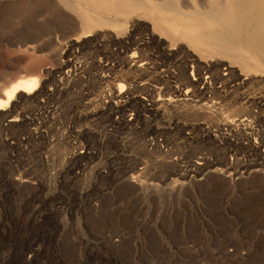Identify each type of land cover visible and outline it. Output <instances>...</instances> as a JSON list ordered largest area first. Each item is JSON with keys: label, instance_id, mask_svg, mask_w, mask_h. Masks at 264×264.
I'll use <instances>...</instances> for the list:
<instances>
[{"label": "rangeland", "instance_id": "374dc122", "mask_svg": "<svg viewBox=\"0 0 264 264\" xmlns=\"http://www.w3.org/2000/svg\"><path fill=\"white\" fill-rule=\"evenodd\" d=\"M141 1L120 19L86 0H0V90L32 75L47 81L40 97L16 98L17 106L3 111L13 109L18 121L11 127L0 116V264H264V163H254L258 155L244 149L243 138H250L239 133L241 125L233 132L225 125L245 98L264 96L262 83H238L264 72L241 71L227 56L202 53L194 30L189 34L183 25L155 26L163 14L156 5L191 12L216 0ZM83 13L103 21L82 26ZM75 24L81 32L73 36L79 40L73 51L86 67L61 85L57 71L66 57L51 52L69 50L67 31ZM160 37L183 53L165 59L156 52L149 60L155 74L178 80L184 66L197 77L198 67H222L206 80L229 87L227 99L208 92L191 109L200 110L197 117L175 105L155 116L138 100L147 95L136 92L131 125L91 121L88 114L102 101L92 64L120 50L116 41L154 44ZM225 66L233 85L222 82ZM248 102V132L256 142L264 132V105ZM200 161L203 172L196 168Z\"/></svg>", "mask_w": 264, "mask_h": 264}, {"label": "bare ground", "instance_id": "6f19581e", "mask_svg": "<svg viewBox=\"0 0 264 264\" xmlns=\"http://www.w3.org/2000/svg\"><path fill=\"white\" fill-rule=\"evenodd\" d=\"M86 1H87V5L91 7L106 9V11L107 10L112 12L114 11L115 14H117L120 17V19L121 16H123L122 14H126V15L129 14L130 7L131 8L136 6L139 7V5L143 4L141 0H86ZM216 1L213 3L209 2L207 5V9L206 8L204 10L194 9V11L191 12H186L185 10L180 9V7L179 8L176 7L175 4L174 5L167 4L164 6L156 5V8H159V10L163 14L161 17L157 18L156 21L157 23L155 24V26L160 27L162 25V22H172L171 26H172V30H174L177 26L183 25L184 28L189 29V31H186L189 34H191L190 30H194L196 34H191V38L194 42L203 45L202 47H200L202 53H206L207 55L219 54L222 56H227L233 60V63L240 64L241 71L264 72V0H221V2H216ZM80 16L82 19L80 21L82 26L84 25L93 26L99 22L101 23V20L103 21V19L94 17L90 13L89 14L83 13V15ZM118 20H115V22ZM77 26L78 24H75L73 25V27H69L68 31L65 30V32L67 31L69 33L68 37H70L69 50L62 51V47H60L62 52L60 51V48H55V50L51 52L53 56L66 57L60 63V66L57 71L61 76L60 79L61 85H67V81H69L70 78L74 76L75 72L79 70L84 71L86 67V64L85 65L79 64L80 63L78 62V60H80L79 54L73 51L74 47L76 46V44H78L79 41L76 37L73 36L78 35L81 32L79 29L80 27ZM184 35L185 33H183V36ZM186 37L189 36L186 35ZM148 41H145L144 39H138L130 42L126 40L116 41V43L119 44L121 48L120 50L107 51L106 53H104L105 54L104 58L106 60L102 59L99 61H95L92 64V69L97 71L96 76H98L99 81L101 82L102 101L100 102L101 105L99 108L97 109L93 108V110L88 114V117L91 118V121H98L102 119L103 121L105 120L106 122L109 121L111 122V125L114 124L115 126L118 127L131 125V121L133 122L132 120L133 117L128 118L127 116L129 115L127 114L129 110H131V108L134 107V104L138 99V96L135 94L136 92L145 93L147 95L143 97V100L142 99L141 100L138 99V100L143 104L144 108L147 107V110L153 111L155 116H159V115L164 116V112L167 106L175 105L176 106L175 108H179L181 106L190 107V110H188L187 114L193 117H197L200 115L198 114L199 113L198 111L200 110L194 109V111H192L191 109L197 107L198 105L197 101H199V103L200 101L202 102V100H204L205 98L204 95H207L208 92L223 97L224 101L227 99L228 92L227 89L225 88H229V87H225L224 89H222L223 85L219 84V86H216L217 84L214 83V81H212L211 83L206 80L207 78H212L213 80V74H214L213 72L219 67L218 68L213 66L212 67L207 66L201 68L198 67L197 69L198 77L196 76L195 72H193V74H191L190 76L188 74L189 72L186 70L188 67L184 66V64L188 62L186 61L183 64L184 68H182L180 72L183 78V79L179 78L182 79L181 81L175 78L176 76L175 74L174 75L168 74V78L166 77L167 79H165V75H162V73L155 74L154 70H152L153 68H151L150 66L151 63H153L149 61L150 59H152L150 58L151 56L155 55V53L157 52L165 59L167 57H172L175 55L177 57L179 53L181 52L183 53V49L175 48L172 46L170 47L169 45H167L166 41L164 43L162 37H160V41L159 40L157 42L155 41L156 43L154 44ZM149 50H151L152 52H149ZM190 52L191 51L189 50V53ZM194 54L195 53L192 54L191 52L189 58L194 56ZM164 63L166 64V62ZM154 67L156 68V66ZM192 67L194 68L195 71L194 65ZM223 70H225V73L223 74L222 78H224V80L222 82L225 83L226 81L230 80V84H232L231 82L233 81L231 79V75L228 73V68L225 66L223 67ZM237 74H239V78L242 77V73L241 75L240 73ZM236 76H237L236 80L238 81V75ZM171 77H174L176 79L175 82L174 81L172 82L170 80ZM233 77L234 76H232V78ZM263 78L264 77L258 78L254 74L252 77H247L245 79L241 78L242 79L241 82L239 83L237 82V83L238 85L242 84L241 86L243 88L252 86L255 83H262V86L264 88ZM46 82H47L46 80L42 81L39 75H32L26 79L18 81L10 89L6 91L0 90V111H1L0 116L2 118L8 119L6 120L8 122L7 125L9 127H11L13 123H16L18 119L16 118V116H14L13 109L9 110L8 113H4L3 111L7 110V107H9L11 104L15 105L14 101L16 100V98L17 99L24 98V96L26 97L29 95L31 96L30 99L40 97V95L43 92L42 91L43 89H41L40 86L45 85ZM233 88L236 87L234 86ZM196 97L199 98V100L195 99ZM250 98L249 97L245 98L248 100L247 101L244 100L245 102L243 101L244 102L243 104H241L240 106L233 107L231 109L230 112L232 118L225 119V125H227L228 129L232 132L235 131L236 126L241 125L239 129V133H241V135L243 136H247V138H250V140L243 138L248 141L244 149L248 148L250 149V152H252V154L256 153L258 157H256V159H252V161L254 163L261 164L264 163V151L262 153V150H260V148L264 146V132L259 130V132L256 135L259 141L252 142V138H251L252 136L248 132V129L251 126L250 125L251 120L249 116H246L247 114L246 110H248V107L247 105L245 106L246 102H248ZM250 102L252 103V105L253 104L264 105V96L253 98L250 100ZM215 104L219 105L220 102H215ZM201 111H204V113H206V115H208V117L211 120L218 119L217 115L214 114V110L213 112L207 111L205 109ZM49 112L52 113L51 116H53L57 111L55 109ZM202 117H205V115H203ZM47 122L48 121L45 120L44 124H46ZM88 129H89L88 130V134H89L90 128ZM96 135L98 136L99 133L97 132ZM96 135L93 134L91 136L96 137ZM83 150L80 151L81 155L84 156L89 154L88 151L86 152ZM198 165L199 166L196 168H198L201 172H203L205 170L206 164L200 161ZM249 165L250 164L245 163L244 166L247 169H249L251 167V165L250 166Z\"/></svg>", "mask_w": 264, "mask_h": 264}]
</instances>
